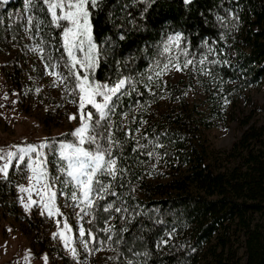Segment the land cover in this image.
<instances>
[{
    "label": "trees",
    "instance_id": "obj_1",
    "mask_svg": "<svg viewBox=\"0 0 264 264\" xmlns=\"http://www.w3.org/2000/svg\"><path fill=\"white\" fill-rule=\"evenodd\" d=\"M22 1L9 0L0 6V45L9 34L19 43ZM34 3L36 20H43L45 50L59 56L63 51H57L60 31L47 26L50 15L43 0ZM233 12L240 14L248 29L246 37L237 39L240 46L232 47L233 61L227 62L222 51L224 26ZM91 20L95 41L107 51L95 79L110 83L130 77L137 89L122 98L112 117L121 128L116 135L124 141L123 150L117 149L114 158L127 171L112 182L117 195L97 201L127 211L111 216L101 211L98 215L108 217V222L100 219L85 227L95 231L99 240L103 236L100 229L113 226L114 251L100 264H200L205 257L208 264H241L233 260L228 247L233 226L243 234V264H264V149L251 147L260 142L261 131L249 127L228 151L220 153L226 162L240 159L238 166L228 168L209 151L205 137L206 130L226 120L223 103L211 95L208 111L202 112L186 102L184 80L164 87L159 79L151 87L155 95L147 91V80H143L160 43L168 34L179 32L193 53L200 52L204 44L217 43L216 60L221 63H210L209 72L224 86L235 83L226 87L227 92L260 86L264 83V0H193L191 5L183 0H154L150 5L147 0H102L92 10ZM164 88L172 108L136 134L142 110L156 103ZM124 113L135 115V125L130 127L134 139L125 138ZM71 132L49 140H71L66 135ZM157 141L163 147L154 148ZM149 151L152 157L146 155ZM149 175L167 180L152 182ZM11 179L9 174L0 184V204L18 219L13 187L7 182ZM162 239L168 242L158 247Z\"/></svg>",
    "mask_w": 264,
    "mask_h": 264
},
{
    "label": "rangeland",
    "instance_id": "obj_2",
    "mask_svg": "<svg viewBox=\"0 0 264 264\" xmlns=\"http://www.w3.org/2000/svg\"><path fill=\"white\" fill-rule=\"evenodd\" d=\"M22 4L19 43L16 44L9 34L0 45V155H5L8 151H15L13 146H24L27 143L38 144L46 138L49 140L52 137L73 131L79 126L78 97L68 95L63 85L53 86L54 77L46 74L44 62L39 58V54L33 51L40 44L41 32L37 33L34 28L32 32L28 31L30 13L25 10L24 0ZM33 9L31 15L35 17ZM224 29L226 42L222 51L227 57V62H231L233 61L232 47L240 46L237 39L246 37L248 26L238 12H233L229 14ZM169 35L171 34L167 36ZM166 38L160 43L159 51L155 54L154 61L147 69L143 80H147V77L155 71L154 65L157 62V57L163 59L165 54L162 52V45ZM216 44V42L204 44L200 52H191L192 65L182 71L171 68L159 79L163 81L164 87L184 80L188 85L185 94L186 102L191 106H197L198 110L202 112L208 111L211 95L223 103L226 108V120L206 130L205 137L208 141L209 151L218 157L219 164L232 168L240 164V159L226 162L220 153L228 151L249 127L253 126L262 133L260 142L252 144L251 147L255 150L264 149V83L243 91L237 89L231 93L227 92L226 89L233 87L235 83L224 86L223 83L215 80L209 72V64L213 59L218 58ZM209 49L212 51L209 52ZM48 53L55 57L52 50H45V54ZM175 54L176 49L173 48L172 55ZM205 57L207 58L204 65H200L199 60ZM180 59L182 62V55ZM156 83L157 80L154 77L151 85L147 83V86L153 87ZM37 89L40 91L37 92ZM163 92V98L161 97L156 103L150 104L142 110L140 121L143 120L146 123H140L139 131L172 108L173 105L166 95L165 88ZM73 100H75L74 103L70 102ZM74 114L77 115V120H70L69 117ZM122 122L124 129L128 132L130 127L135 125V115L123 116ZM138 133L136 131V134ZM3 163L4 161H0V166ZM16 163L13 161L9 168L12 179L7 182L12 184L14 202L19 216L18 219H15L8 208L2 207L0 204V264H45L43 260L45 254L48 256V264H69V262L77 264V260L73 259L71 252L65 249L64 242L59 236L53 239V233L60 230L57 227L56 219L61 220L62 228L65 218L72 228V232L68 233L70 237H74L70 247L77 249L79 264H100L108 261L114 251L113 241L105 243L102 247L96 245L91 254L85 252L84 246L80 243L79 227L81 225L84 228L88 226V220L91 217L84 216L83 220H80L77 215L80 213V209L74 206L70 198L66 199L61 195L62 192L70 193L71 186H66L61 182L66 177H61L59 169L62 162L58 156L48 157L46 165L52 184L58 190L57 205L63 214L62 217L56 219L48 218L46 213L42 216L41 209L37 206H33L31 211L25 212L23 203H27L28 195L26 192H21L20 188L30 186L31 173L24 165L17 168ZM57 177H60V180ZM147 179L152 182L167 180V178L162 180L153 175H149ZM4 180L3 174L0 173V184ZM33 199H39L35 190ZM85 239H88L87 235ZM99 240H106L104 233ZM228 247L234 253L232 254L233 260L243 264L245 259L243 234L237 227L233 226L230 231ZM208 263L209 258L205 257L200 264Z\"/></svg>",
    "mask_w": 264,
    "mask_h": 264
},
{
    "label": "snow or ice",
    "instance_id": "obj_3",
    "mask_svg": "<svg viewBox=\"0 0 264 264\" xmlns=\"http://www.w3.org/2000/svg\"><path fill=\"white\" fill-rule=\"evenodd\" d=\"M102 0H43V5L47 8L50 15V21L47 25L60 31V47L62 49L59 56L53 57L51 53L45 54L44 45L47 43L41 38L33 51L39 54V58L44 62L45 72L47 75L54 77L53 86L63 85L64 90L70 96L78 97L79 126L70 134L71 140L67 138L63 141L48 140L47 138L38 144L27 143L24 146H13L15 151H8L5 155H0V161H4L0 166V173L6 179L9 175V168L13 161H16V167L24 165L31 173L29 177L31 184L29 187H21V192L28 195L27 203H23L25 212L31 211L33 206L41 209L40 214L45 213L50 219L62 217L57 205V189L52 184L46 165L48 164V155L58 156L62 165L59 169L61 177L66 179L61 182L66 186H71V192H62L66 199L70 198L75 207L80 209L78 218L83 220L84 216H90L89 224L94 221L103 219L108 222V217H100L98 213H108L109 216L115 213L127 211L122 207H116L113 204L97 203L98 200H106L107 195L116 196L117 193L112 190V182L127 171L126 168L118 167V157L116 150H123L124 141L116 133L121 128L115 125L112 117L116 115L119 108V102L126 95L130 96L135 92L136 82L130 77H119L114 82L104 83L95 79V72L98 69L101 56L107 55V51L102 49L94 39L93 24L91 20L92 10L98 9ZM154 0H147L150 5ZM9 0H0V6L6 5ZM185 5H191L193 0H183ZM25 10L30 14L28 16V31L32 32L33 28L37 33L43 29L41 25L43 20H36L31 15L35 7L33 0H24ZM43 10V8H41ZM235 18V17H234ZM35 20V24L33 21ZM52 39H55L54 37ZM120 39H124L121 35ZM188 41L182 33H174L166 38L162 45V52L165 54L161 60L157 57L154 65L155 71L147 77L148 85L155 79L167 74L171 68L176 71H182L189 65L193 64L191 52L188 49ZM173 48L176 54L172 55ZM159 51V50H158ZM212 49H209L211 52ZM181 55L183 61L181 62ZM205 58L199 60L200 65H204ZM211 63H221L213 60ZM159 86V84L157 85ZM40 89H37L39 92ZM147 91L152 95L151 87ZM163 98V97H162ZM75 102V100L70 101ZM86 106H90L87 110ZM125 117L127 113H124ZM70 120H77V115L69 117ZM141 124L146 121H140ZM137 133L139 128L136 129ZM126 139H134L132 130L125 133ZM147 140V137H144ZM136 144L140 145L139 140ZM87 145V147H86ZM154 148L163 147L158 141L153 144ZM152 157L153 152L146 153ZM60 180V177H57ZM35 190L39 199H33ZM134 191V190H133ZM23 200V198H22ZM57 227L60 229L53 233V239L57 236L64 242V247L71 252L73 259L79 264L77 249L70 247L74 237L68 233L72 232L67 219H56ZM80 243L84 246L85 252L91 254L93 247L96 245L103 246L105 243L112 241L113 226L101 228L106 240H98L95 231L86 230L82 225L79 227ZM87 232L88 239H85ZM169 238H171L169 236ZM167 240H161L159 244H167ZM99 250V249H97ZM45 264H48V256H43Z\"/></svg>",
    "mask_w": 264,
    "mask_h": 264
}]
</instances>
